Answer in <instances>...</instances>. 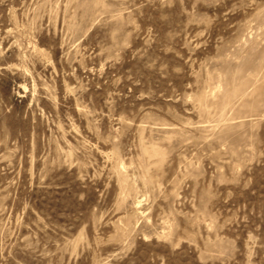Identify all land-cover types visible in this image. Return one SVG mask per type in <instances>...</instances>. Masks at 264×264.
I'll return each instance as SVG.
<instances>
[{"label": "rangeland", "instance_id": "374dc122", "mask_svg": "<svg viewBox=\"0 0 264 264\" xmlns=\"http://www.w3.org/2000/svg\"><path fill=\"white\" fill-rule=\"evenodd\" d=\"M0 264H264V0H0Z\"/></svg>", "mask_w": 264, "mask_h": 264}]
</instances>
